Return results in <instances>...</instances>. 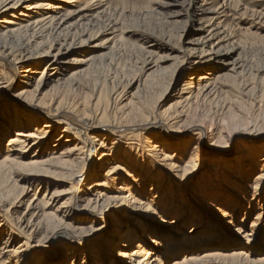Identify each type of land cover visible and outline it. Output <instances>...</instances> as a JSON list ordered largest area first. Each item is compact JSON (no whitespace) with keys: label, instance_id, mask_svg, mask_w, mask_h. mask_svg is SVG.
Instances as JSON below:
<instances>
[{"label":"bare ground","instance_id":"bare-ground-1","mask_svg":"<svg viewBox=\"0 0 264 264\" xmlns=\"http://www.w3.org/2000/svg\"><path fill=\"white\" fill-rule=\"evenodd\" d=\"M229 3L161 0L139 44L106 0H0V264H264V67ZM127 42L124 89L96 69Z\"/></svg>","mask_w":264,"mask_h":264},{"label":"rangeland","instance_id":"rangeland-1","mask_svg":"<svg viewBox=\"0 0 264 264\" xmlns=\"http://www.w3.org/2000/svg\"><path fill=\"white\" fill-rule=\"evenodd\" d=\"M106 1H108L109 5L108 13H106V16L100 23L104 25L110 21H116L117 26L125 29L123 31L128 42L135 43L137 41V43L141 42L139 44H142L140 40L141 33L148 32L159 37L171 29V26L166 22L165 10L159 5L161 0ZM210 2L211 5L216 6L222 0H210ZM232 2L237 3L238 6L236 8H230V3L228 4L229 6L227 5L228 9H226L228 12L225 17H222V24L232 29L236 38L246 39L252 42L251 51L248 52V57L252 61V70L259 66L264 67V0H232ZM244 9L248 10V14H245V17L241 18L239 14ZM251 12H258L259 16L262 15V17L259 18L258 14L250 16ZM128 42L127 44L118 45L117 47L119 48L116 47L107 59L102 60V63L96 69L99 75L104 74L108 76L109 81L112 80L111 82L114 86L118 85L117 87L119 88H123L124 86V89L127 88L126 85L131 79L139 77L142 61L141 52L128 46ZM164 80L167 82V79ZM162 87H159L158 90L163 89ZM262 151H264V148ZM260 254L262 255L263 252Z\"/></svg>","mask_w":264,"mask_h":264}]
</instances>
